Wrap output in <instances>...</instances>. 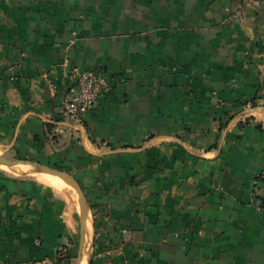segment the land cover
I'll return each instance as SVG.
<instances>
[{
	"label": "crops",
	"instance_id": "1",
	"mask_svg": "<svg viewBox=\"0 0 264 264\" xmlns=\"http://www.w3.org/2000/svg\"><path fill=\"white\" fill-rule=\"evenodd\" d=\"M0 155L80 183L82 264H264V0H0ZM73 203L0 170V264L72 251Z\"/></svg>",
	"mask_w": 264,
	"mask_h": 264
},
{
	"label": "built area",
	"instance_id": "2",
	"mask_svg": "<svg viewBox=\"0 0 264 264\" xmlns=\"http://www.w3.org/2000/svg\"><path fill=\"white\" fill-rule=\"evenodd\" d=\"M110 91V82L103 73L93 70L79 72L76 89L64 99L63 116L80 122ZM69 253L68 245L61 246L55 256L45 259L41 264H68Z\"/></svg>",
	"mask_w": 264,
	"mask_h": 264
},
{
	"label": "water",
	"instance_id": "3",
	"mask_svg": "<svg viewBox=\"0 0 264 264\" xmlns=\"http://www.w3.org/2000/svg\"><path fill=\"white\" fill-rule=\"evenodd\" d=\"M20 164H27L37 168V171L40 173H48L54 176H59L67 181L70 185L73 186L75 192L78 195L76 199L75 196L74 202L77 206V209H80V218H81V230H80V244H79V254H78V264H82L84 258V250L87 236V228H88V206L87 201L84 196V192L80 186V183L72 176L70 173L56 169L47 165H43L40 163H34L26 160H7L5 158L0 157V165H5L9 167L17 166Z\"/></svg>",
	"mask_w": 264,
	"mask_h": 264
},
{
	"label": "bare ground",
	"instance_id": "4",
	"mask_svg": "<svg viewBox=\"0 0 264 264\" xmlns=\"http://www.w3.org/2000/svg\"><path fill=\"white\" fill-rule=\"evenodd\" d=\"M17 166H13V167L5 166V167L8 168L11 172H16L19 174H26V173L30 174L34 176L37 180L44 182L47 185L55 187L57 190H59L60 192L64 194L68 195L69 193L71 195V193H73L74 191V188L69 186L67 181L59 176H54L48 173H40L36 170L37 169L36 167L30 166L27 164H20ZM84 264H89V260H86Z\"/></svg>",
	"mask_w": 264,
	"mask_h": 264
},
{
	"label": "rangeland",
	"instance_id": "5",
	"mask_svg": "<svg viewBox=\"0 0 264 264\" xmlns=\"http://www.w3.org/2000/svg\"><path fill=\"white\" fill-rule=\"evenodd\" d=\"M2 157L7 159V160H23V158L21 156H14V155L5 156V155H2ZM47 165L50 166V167L56 168V169H60L59 167L54 166L52 164H47ZM4 169H5L4 166L0 165V170H2L3 172H6L9 175L21 176V177H25V178H28V179L35 180V177L30 175V174H27V173L26 174H19V173H16V172H7ZM68 185L73 188V186L70 185L69 183H68ZM68 196H69L72 204H74L73 203L74 198H72V197L75 196L76 199L78 198V195L75 192V190L73 191V193H71V195L68 193ZM76 210H77V216H78L77 238L75 240L74 248L69 253L68 264H77L78 263L79 244H80V230H81V218H80V209L78 208Z\"/></svg>",
	"mask_w": 264,
	"mask_h": 264
}]
</instances>
